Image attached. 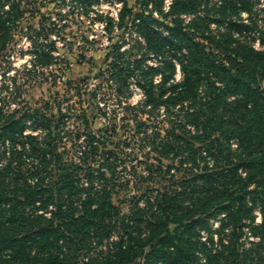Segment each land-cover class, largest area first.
Segmentation results:
<instances>
[{"label":"trees","instance_id":"16d2710c","mask_svg":"<svg viewBox=\"0 0 264 264\" xmlns=\"http://www.w3.org/2000/svg\"><path fill=\"white\" fill-rule=\"evenodd\" d=\"M229 3L252 8L249 0H224L220 16L233 13ZM201 9L212 10L208 0H173L164 13L171 22L143 12L136 18L148 50L163 59L145 67L134 60L146 103L180 106L184 119L172 120L171 129L178 143L183 137L175 129L192 126L185 141L190 174L146 195L144 205L145 194L134 195L126 212L115 200V152L106 150L98 165L88 163L90 150L80 160L65 156L53 138L51 116L34 110L5 117L0 104V264H264L261 251L238 250L246 225L264 245V47L236 40L232 46L234 29L251 26L230 19L222 35L229 53L209 48L193 32L211 37L210 18ZM122 10V16L132 11L126 0ZM183 14L197 15L184 23ZM23 15L22 0H0V41L14 37L12 27ZM178 63L181 80L173 77ZM112 66L116 80L126 82L117 62ZM159 135L155 147L169 155L175 146ZM256 207L260 223H254ZM220 212L225 217L216 248L209 218ZM202 229L209 232L206 240Z\"/></svg>","mask_w":264,"mask_h":264},{"label":"rangeland","instance_id":"374dc122","mask_svg":"<svg viewBox=\"0 0 264 264\" xmlns=\"http://www.w3.org/2000/svg\"><path fill=\"white\" fill-rule=\"evenodd\" d=\"M222 1L208 0L212 10L199 12L210 18L207 32L211 37L201 36L197 31H193L194 36L220 54L229 53L222 35L233 19L248 23L251 29H234L232 46L240 41L264 47V0H249L251 10L239 3L238 8L229 3L225 7L233 13L226 18L217 10ZM172 2L126 0L132 11L122 16L124 0H22L24 15L12 27L14 37L5 43L0 41V104L4 116L34 110L51 116L53 138L59 140L58 150L70 158L80 160L90 150L88 163L98 165L106 150L115 152L118 187L114 198L121 201L125 212L130 209L134 195L138 196L136 200L145 194L140 198V204L144 205L146 195L154 197L159 190L172 188L175 181L190 174L188 166L192 162L187 160L190 146L185 141L191 140L192 132L188 130L192 126L188 125L187 130L175 129L182 134L180 143L172 139V120L184 119L180 106L168 108L161 103L152 108L147 104L146 91L139 79L140 67L134 62L140 58L143 66H157L163 60L162 54L148 50L136 27V18L143 12L171 22V17L164 13L170 10ZM196 15L183 14V22H190ZM29 26L40 31L30 30ZM186 28L192 31L191 27ZM115 62L117 70L122 71L121 78L127 79L124 83L120 84L112 75ZM173 77L183 78L180 63ZM154 79L160 82L161 73L156 72ZM28 131L43 134L32 128ZM157 132L159 138L168 139L175 146L169 155L155 147ZM254 213V223L262 222L261 210L256 207ZM224 217L225 213L220 212L209 218L216 248L221 245L217 229ZM243 231L238 250L243 253L252 247L253 254L261 251L264 256L260 236L254 234L250 225ZM208 233L202 229V239L206 240ZM230 237L228 233L225 240Z\"/></svg>","mask_w":264,"mask_h":264}]
</instances>
